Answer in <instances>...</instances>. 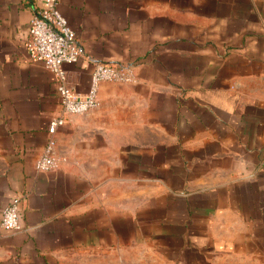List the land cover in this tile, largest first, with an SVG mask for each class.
I'll list each match as a JSON object with an SVG mask.
<instances>
[{"label": "crops", "instance_id": "1", "mask_svg": "<svg viewBox=\"0 0 264 264\" xmlns=\"http://www.w3.org/2000/svg\"><path fill=\"white\" fill-rule=\"evenodd\" d=\"M42 0H0V264H108L150 250L200 264L223 249L264 260V0H59L84 55L131 67L55 134L36 171L57 82L26 48Z\"/></svg>", "mask_w": 264, "mask_h": 264}, {"label": "built area", "instance_id": "2", "mask_svg": "<svg viewBox=\"0 0 264 264\" xmlns=\"http://www.w3.org/2000/svg\"><path fill=\"white\" fill-rule=\"evenodd\" d=\"M59 0H42V5L29 21L26 48L31 60H40L57 82L60 112L47 123V140L41 154L34 161L36 171L55 170L61 166L62 156L55 148V134L68 114H82L99 104L98 90L103 81L126 82L134 80L131 67L113 62L94 61L90 84L86 92L76 91L67 83L65 63H74L84 55L75 32L58 11ZM17 198H13L0 215V230H20Z\"/></svg>", "mask_w": 264, "mask_h": 264}, {"label": "rangeland", "instance_id": "3", "mask_svg": "<svg viewBox=\"0 0 264 264\" xmlns=\"http://www.w3.org/2000/svg\"><path fill=\"white\" fill-rule=\"evenodd\" d=\"M108 264H178L176 261L166 260L158 253L150 250H140L129 253L124 260L108 262ZM200 264H264V260L253 257L250 254L233 252L229 249L215 251L209 254L208 259Z\"/></svg>", "mask_w": 264, "mask_h": 264}]
</instances>
